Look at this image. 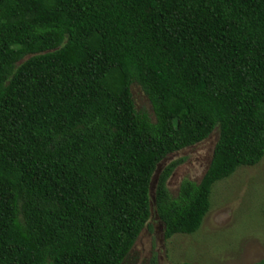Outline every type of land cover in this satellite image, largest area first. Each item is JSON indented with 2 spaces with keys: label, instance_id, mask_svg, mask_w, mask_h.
<instances>
[{
  "label": "trees",
  "instance_id": "16d2710c",
  "mask_svg": "<svg viewBox=\"0 0 264 264\" xmlns=\"http://www.w3.org/2000/svg\"><path fill=\"white\" fill-rule=\"evenodd\" d=\"M214 130L199 181L170 197L171 161L151 198ZM263 154L264 0H0V264H120L151 204L192 234Z\"/></svg>",
  "mask_w": 264,
  "mask_h": 264
},
{
  "label": "rangeland",
  "instance_id": "374dc122",
  "mask_svg": "<svg viewBox=\"0 0 264 264\" xmlns=\"http://www.w3.org/2000/svg\"><path fill=\"white\" fill-rule=\"evenodd\" d=\"M137 109L150 113L149 105L137 87L131 89ZM216 140L214 130L207 139L168 155L151 177V191L159 171L179 160L166 188L177 194L182 180L197 183L205 172ZM264 154L250 167H238L229 177L210 187L209 209L198 230L189 235L164 239L162 226L150 202V218L120 264H252L264 262Z\"/></svg>",
  "mask_w": 264,
  "mask_h": 264
}]
</instances>
